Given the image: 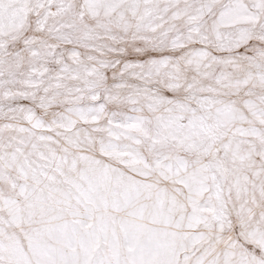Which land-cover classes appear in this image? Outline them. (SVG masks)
<instances>
[{"label":"snow or ice","instance_id":"6c2138e0","mask_svg":"<svg viewBox=\"0 0 264 264\" xmlns=\"http://www.w3.org/2000/svg\"><path fill=\"white\" fill-rule=\"evenodd\" d=\"M0 264H264V0H0Z\"/></svg>","mask_w":264,"mask_h":264}]
</instances>
